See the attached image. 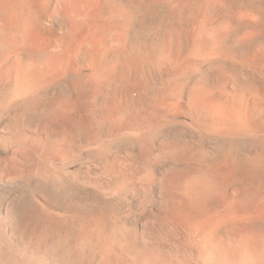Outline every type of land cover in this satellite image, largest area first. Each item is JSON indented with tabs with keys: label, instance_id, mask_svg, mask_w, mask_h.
Listing matches in <instances>:
<instances>
[{
	"label": "bare ground",
	"instance_id": "1",
	"mask_svg": "<svg viewBox=\"0 0 264 264\" xmlns=\"http://www.w3.org/2000/svg\"><path fill=\"white\" fill-rule=\"evenodd\" d=\"M238 6L0 0V155L63 183L88 153L80 179L151 217L126 227L64 192L27 222L16 197L0 264H264V8Z\"/></svg>",
	"mask_w": 264,
	"mask_h": 264
},
{
	"label": "rangeland",
	"instance_id": "2",
	"mask_svg": "<svg viewBox=\"0 0 264 264\" xmlns=\"http://www.w3.org/2000/svg\"><path fill=\"white\" fill-rule=\"evenodd\" d=\"M229 1L231 3L233 2V5L239 4L238 7L244 8L242 10H244L246 13H253L250 14V16H254L253 19L257 17L255 13L258 12L260 7L261 11H259H264V9L262 11V8H264V4H262L261 2H257V0H248V4L247 1H245V6L243 3L244 0H242V2L240 0L238 1V3L235 2L237 0ZM239 2L243 5H241ZM246 6L250 7L246 8ZM261 16H264V14H262ZM259 18L260 14H258V19H255L259 20ZM250 19L252 21V18ZM256 20L253 21L256 22ZM185 135V137L187 138L191 136L192 138L197 139V136H195L190 130H186ZM205 143L209 144V142L207 141ZM120 148L121 145H116L113 148V151H116ZM247 150L249 149L247 148ZM4 152L5 151H3V153H1L0 155L1 157H3L0 159V209H4L8 206V204H12L16 200V197H20V199H22V206L24 205L23 207L30 209V212L28 213L29 215H27V217H30L26 219L27 222H30L31 220H37V218L39 216H42L41 214L44 213L39 201V197L46 199L50 203L60 204V202L62 203L60 199H64L67 195L64 194L67 192L69 194L66 198L70 199V203L72 204V206H74V208H86L96 204L103 209V212L106 216L122 223V225L126 227L139 226L141 224L149 222L151 219L148 210L143 207L141 208L140 203L132 196L128 194H121L116 197H111L109 195L107 196V194L101 191H96L91 186L87 185L82 179H80V174H82L81 171L86 170V165L92 163V157L88 153L75 154V158L73 157L71 162L68 164L69 166H67L69 169V173L67 175H63L61 178V181H63L64 183L63 184L61 182L58 183L54 181H52V183L51 181L47 182L48 180L45 181V179L43 180L42 177L24 174L21 175V173L11 170V162L9 159L4 160V156L7 155V153ZM165 170L166 166L164 163L158 162L157 164H155V172L158 176L163 174ZM69 174L73 176L71 177ZM260 179H264V176L261 175ZM57 185H60V187H58ZM63 204H65V202Z\"/></svg>",
	"mask_w": 264,
	"mask_h": 264
}]
</instances>
